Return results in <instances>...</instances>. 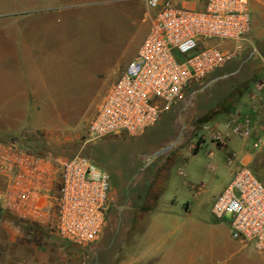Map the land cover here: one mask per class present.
<instances>
[{
	"label": "rangeland",
	"instance_id": "rangeland-1",
	"mask_svg": "<svg viewBox=\"0 0 264 264\" xmlns=\"http://www.w3.org/2000/svg\"><path fill=\"white\" fill-rule=\"evenodd\" d=\"M140 6L156 13L145 0H139ZM87 7L57 25L65 31L61 33L68 49L64 64L71 75L54 81H65L68 96L80 99L0 101V133L21 142L43 143L48 153L62 158L84 153L106 169L113 188L107 224L96 241L82 245L0 205L4 209L0 264H118L125 259L137 264H264V252L254 241L232 235L230 216L217 220L211 212L214 198L242 164L241 156L248 155L245 163L264 184V148L255 149L252 138L240 135L231 136L227 149L215 141L217 125L226 129L241 96L261 80L264 44L249 42L236 58L187 90L142 134L88 142L90 119L108 88L136 57L150 21L143 20L139 10L114 17L103 2ZM4 73L0 66V80ZM34 81L44 86L43 78ZM168 145L170 149L153 157ZM171 164L172 183L165 195L189 201L191 210L186 212L180 204L175 213H155L154 198L167 185ZM10 216L32 224V232L26 233Z\"/></svg>",
	"mask_w": 264,
	"mask_h": 264
},
{
	"label": "built area",
	"instance_id": "built-area-1",
	"mask_svg": "<svg viewBox=\"0 0 264 264\" xmlns=\"http://www.w3.org/2000/svg\"><path fill=\"white\" fill-rule=\"evenodd\" d=\"M158 9L149 32L120 76L108 88L87 126V141L137 135L152 126L186 90L240 54L252 31L249 0H206L202 9L170 0H145ZM217 39L215 43L211 39ZM209 40V41H208ZM232 133L264 148V120L236 111ZM215 139L224 141L221 132ZM111 174L93 158H70L29 150L0 139V205L25 221L87 245L102 234L112 207ZM219 220L230 216L235 238L264 252V184L240 164L211 206ZM118 264H137L125 259Z\"/></svg>",
	"mask_w": 264,
	"mask_h": 264
},
{
	"label": "crops",
	"instance_id": "crops-1",
	"mask_svg": "<svg viewBox=\"0 0 264 264\" xmlns=\"http://www.w3.org/2000/svg\"><path fill=\"white\" fill-rule=\"evenodd\" d=\"M170 1L179 6L197 9H202L206 3V0ZM95 2H103L110 7L114 17L120 14L133 15L139 10L142 19L150 21L149 26L158 12L157 8L155 14L149 9H142L141 6L139 7V0H0V66L5 68L4 80H0V101L80 99L79 96H68L69 93H66V88L63 87L65 81L55 82L57 78L65 80L71 75L69 68L64 64L68 57V49L67 46L62 45L61 33L65 31L58 29L57 25L73 19L80 10L88 8L89 3ZM249 2L253 19L248 43L256 40L264 44V0H249ZM38 7L43 9L39 11ZM149 29L148 27L146 35ZM35 78L44 79L42 88L38 85L41 82L36 83ZM91 79L93 80L94 77ZM236 111L249 114L258 124L264 120V73L261 80L241 96L231 117ZM218 126V132L224 135L225 142L216 139L215 141L222 144L220 148L227 149L231 136L236 134L232 133L229 125H226L224 130ZM247 156L246 154L240 157L241 163L246 164ZM171 183L172 174L155 203V213L157 211L175 213L180 204L186 212L191 210L190 202L180 201L176 194L166 197V191ZM164 205L168 210L163 208Z\"/></svg>",
	"mask_w": 264,
	"mask_h": 264
},
{
	"label": "trees",
	"instance_id": "trees-1",
	"mask_svg": "<svg viewBox=\"0 0 264 264\" xmlns=\"http://www.w3.org/2000/svg\"><path fill=\"white\" fill-rule=\"evenodd\" d=\"M0 139L1 140H5V141H9L7 139H10L11 140H16V137H9V134L7 133H0ZM19 141V140H17ZM22 145H24L25 147H27L29 150H32V151H35V152H38V153H48V149H47V145L43 144V143H38V142H34L33 140H30V139H25L23 140L22 142L19 141ZM173 164H171L170 166L167 167V172L170 174L171 172V168H172ZM166 188V186H164V189ZM161 190L154 198L155 201L158 200L159 196L161 195V193L164 191ZM146 197V196H145ZM12 217L13 219H15L16 223L19 224L21 226V228L24 229V231L26 233H31L32 230H33V225L28 223V222H25L21 219H18V218H15L13 216H10Z\"/></svg>",
	"mask_w": 264,
	"mask_h": 264
},
{
	"label": "water",
	"instance_id": "water-1",
	"mask_svg": "<svg viewBox=\"0 0 264 264\" xmlns=\"http://www.w3.org/2000/svg\"><path fill=\"white\" fill-rule=\"evenodd\" d=\"M171 146H172V145H168V146H166V147H164V148L159 149L157 152L154 153L153 157H156V156L160 155L161 153H164L165 151H167L168 149H170ZM0 211L3 212L4 209H1Z\"/></svg>",
	"mask_w": 264,
	"mask_h": 264
}]
</instances>
